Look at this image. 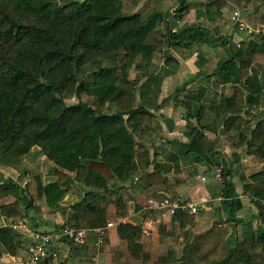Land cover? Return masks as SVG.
I'll return each mask as SVG.
<instances>
[{"label":"trees","instance_id":"obj_1","mask_svg":"<svg viewBox=\"0 0 264 264\" xmlns=\"http://www.w3.org/2000/svg\"><path fill=\"white\" fill-rule=\"evenodd\" d=\"M146 1L152 0H134L141 5ZM196 4L177 0L170 11L143 14L139 10L126 13L124 0H0V166L15 165L37 147L51 163L55 179L43 183L42 175L37 176L36 196H44L51 209L59 206L68 191L61 183L72 181L84 188L71 206V219L64 224L90 230L104 227L111 202L114 216L125 215L127 201L115 199L125 188L121 183L131 179V184L138 183L145 190L150 184L166 183L164 175L179 167L171 154L154 149L150 155L144 144L150 133L148 118L163 107L158 95L165 74L144 71L156 68L151 59L156 49L152 36L160 23L170 44L197 40L210 44L206 23L177 25ZM199 4L207 8L208 21L222 8L243 4H252L262 20L253 24L258 33L240 31L244 36L237 43L232 36L215 37L226 54L215 74L234 91L210 106L217 110L226 131L240 129L245 119L238 107H251L257 96H262L264 104V77L259 71V67L264 69V0H203ZM170 13L174 17L169 18ZM132 68L144 70L141 79L129 76ZM72 96L76 102L68 103L66 98ZM111 105L117 109L103 110ZM186 125L189 142L183 154L222 166L224 194L233 193L227 168L217 160L218 152L202 143L203 130ZM247 147H255L264 161V117L250 131ZM23 176L28 178V171ZM27 184L28 180L0 183V217L29 214L34 197ZM243 191L264 215V170L251 174ZM172 217L182 228L193 220V215L180 210ZM227 229L213 223L184 246L178 262L157 258L154 264L263 263L264 231L231 248L225 241ZM115 230L133 259H149L135 240V224L120 223ZM19 237L11 227H0V250L16 255Z\"/></svg>","mask_w":264,"mask_h":264},{"label":"crops","instance_id":"obj_2","mask_svg":"<svg viewBox=\"0 0 264 264\" xmlns=\"http://www.w3.org/2000/svg\"><path fill=\"white\" fill-rule=\"evenodd\" d=\"M196 10L198 9H191L187 16L189 17V14ZM213 15H216V18L212 20V24L209 22L206 26L210 44L202 43L197 40L193 41L191 44L177 45L176 48L178 51H174L175 47H172L173 44H170L165 37H163L162 42H159L160 49L164 50L165 57L161 62L152 61L157 66L162 67L165 71L161 80V88L158 95V100H163V107L158 111H153V114L154 116H158L156 118L160 123L156 125L157 127H161L163 135L158 141L153 140V142L149 143L148 141L150 140L151 134L144 140L146 147L150 146L155 148L159 145L162 151L171 153V158H175L179 165L180 162H183L182 160H184V158L189 157V159H192L195 169L198 172L195 174V177L199 179L196 184H192L190 181L189 184H187L188 182L186 183L185 181L187 176L185 175V170L182 169L184 166H179V168L173 169L171 172L164 175L167 177L166 183H155V185L150 184L145 191H149V193L154 196L156 193L164 195L173 193L179 198L196 200L198 203H203L202 205H209V208H207L209 215L207 217L203 215L198 216V213L191 214L193 215V222L183 229L180 226L178 219H173L172 216L174 214L168 215L157 212L154 215L155 217L151 215L146 218L140 217L139 223L131 220L128 221L137 226L135 240L141 243L144 250L149 253V259L147 260L134 259L136 264H143L144 262L149 260L152 261L160 257L170 258L173 262H178L182 256L184 246L188 242L190 243L196 234L205 231L213 223H218L219 226L228 228V234L225 241L231 248H234L245 238L250 240L256 239L259 233L264 231V215L260 214L257 207L251 201L250 195L243 191V184L249 179V176L253 173L264 170V162H249L252 153L258 155L257 149H252L247 152L250 153L249 155H240L243 146H247V141L250 135L248 134L246 136L244 133L245 129L249 128V132L252 130L257 120L264 117V109L259 107L256 111L248 106L238 107V113L245 119L244 124L240 129L232 128L229 131H226L221 119L218 117L217 110L210 106L211 104H216L222 96H231L234 91L231 84L221 83L219 75L215 74L219 63L226 57L224 47L218 45V41L215 37L221 35L231 37V25L228 26L229 28L226 32L219 31L218 27L216 28L218 13L214 12ZM170 17H174L173 14L170 13L169 18ZM190 22L192 21L190 20L188 23ZM164 32V29L160 28L158 33L161 36ZM237 34L235 36H237ZM232 39L235 41L236 37H232ZM213 43L216 45H213ZM191 49L193 50V53H188L187 51ZM217 49H220L221 51L219 52V56ZM156 50H158L157 47L155 51ZM165 58H167V61L169 60V62H165ZM260 76L262 78V74H260ZM180 87L184 90V95L187 96L184 103L182 102L184 106L182 104V106H180L179 103L170 102V99ZM243 94L244 98L247 92L244 91ZM259 97L260 96H257V99ZM184 108H189L188 112L186 109L184 110ZM196 108H198V112ZM186 112L188 113V118ZM151 122L153 121L148 118V125L150 127L149 132H153L152 128H154V125L152 126ZM186 122L195 129L203 130L205 139L202 140V143L205 146L211 145L213 152H218L217 160L227 168V173L229 174L226 176L230 179L233 185V193L224 194L221 182H219V188L214 189V184H207L208 180L204 177L205 175L202 176V170H209V172L214 173L216 164H211L209 161H196L190 153H188L187 156L183 154V147L189 142V127L186 125ZM172 147L178 148L179 153L177 151L176 154L172 153ZM153 151L154 150L152 149L150 155H152ZM236 154L239 155L238 161L235 160ZM23 157H25V155ZM173 162L175 163V161H172V163ZM19 169H14L12 166H0V176L4 179H8L7 176L11 175L9 172L11 170L14 174L19 176L21 171V169ZM25 179V182L29 180L28 178ZM54 179V175L51 177L47 176L42 178V182H50ZM137 180L142 181V177H138ZM35 183L33 185L34 188H36L37 184ZM121 184L126 187L124 188L126 191H130L132 188H138L137 184H131V179H128ZM62 185L66 187L68 191L66 196L59 202V207L56 209L47 207L41 197H35L36 199L33 201L32 206L34 208H39V210L32 212L30 209L29 211L32 212L33 215L28 211V218L30 217L29 220L23 218L29 227L34 230L51 232L60 224H64L61 222L65 219H68L66 222L71 219L73 213L71 206L81 197L79 196V198L71 201L72 195L69 190V186L71 185L70 181L68 183L64 182ZM74 185L77 187L75 183ZM69 199L71 202H69V205H66V201ZM211 203H214V205ZM181 212L187 213L184 211ZM19 217L21 216L19 215L16 218H5L4 216H1L0 227L11 224L17 219H20ZM120 217L122 216H118V218ZM133 217L139 218L138 215H134ZM156 223L157 225L159 223L163 225L166 224L167 227L165 228L167 229L165 232L167 238H164L161 243ZM146 227L150 230V234L148 235L143 232ZM188 229L189 231L191 230V233H189ZM13 230L20 234V237L17 240L20 243L17 253L16 255H9L1 249L0 264H25L23 261L26 257L25 251L27 245L30 242L29 235L22 228ZM17 241L15 244H19ZM62 242L67 245L64 256L61 257L59 264H131L132 260L130 261L129 259H133L125 248L124 241L118 237L114 227L108 231L102 246L96 245V236L90 229H88L87 239L83 244H69L67 241L55 239L52 243V249L55 251L56 255L49 256L39 264H44V261L45 264H49L52 258L57 257L58 251L63 244ZM112 250H114V252L115 250H119L123 254L119 256L117 263L115 260L113 263H110L111 260L108 257V252L112 253ZM262 261V264H264V254L262 255Z\"/></svg>","mask_w":264,"mask_h":264},{"label":"rangeland","instance_id":"obj_3","mask_svg":"<svg viewBox=\"0 0 264 264\" xmlns=\"http://www.w3.org/2000/svg\"><path fill=\"white\" fill-rule=\"evenodd\" d=\"M194 1L197 2L195 8L198 9V10H196L195 12L192 11V13L189 14V17L188 16L187 17H184V19H183L184 22H183V20L182 21H177V25L178 26L181 25L182 23L184 24L185 22H186V24H188V22L190 20L192 21V23L193 22H198V23L200 22V23L209 24V22H211V24H212V18H210L209 21L207 19V18H209V15H210V14L207 13V8L204 5L199 4V2H202L203 0H194ZM176 5H177V0H152L150 2L146 1V3L143 4V5L136 4L134 2V0H124V11L126 13H131L134 10H139L143 14H147L148 12H150L152 10L170 11V9L174 8ZM247 6H248V10H247V12L245 14H243V17L247 20V22H250L252 25L254 23H256L258 25L261 24L262 23V20L260 19L259 12L253 11L252 4H248ZM234 7L235 6H233L232 8L225 7V8H222L218 12L216 11V13H218V15H217L218 18L216 19V22H217L216 28L218 27L219 31L221 30V32H226L228 30V28H229L228 26L231 25V30L232 31L230 30V32L232 34V37H236V39H235L234 42L237 43L241 38H243L244 34L240 33V31L235 26L232 25V22H230ZM214 9H216V8H213V10ZM213 16H216V15H213ZM163 27H164L163 26V23H160L159 26L157 27L158 29H156L154 31L153 36H152V41L156 44V47H157L158 50L154 51V53L152 54V58L151 59L154 60V61H157V62H161L162 59L165 57L164 50L160 49V44H159V42H162L163 37H165V36H163L164 34H161V36H162L161 37L160 34L158 33L160 31V28L163 29ZM236 34H237V36H235ZM176 46L177 45H175V46L172 45V47H175L174 48V51L175 50L178 51V49L176 48ZM217 51H218V56H219V52H221V51H220V49H217ZM187 52L188 53H190V52L193 53V50L191 49V50H188ZM165 60H167V59L165 58ZM167 62H169V60ZM143 71L144 70H140L138 72H135L134 68H132V69L129 70L128 73H129V76L130 77L137 76L138 79H141L142 78V75H143L142 74ZM259 71L262 74V76L264 77V69L262 67L261 68L259 67ZM144 72H148V74L149 73H152V72H157V74L165 73L164 69L162 67L157 66V65H156V68L150 67V68H148ZM185 94H187V93H185ZM186 97L187 96L184 95V90L180 87V89L178 91H176L175 92V95L170 99V102H172V103H179V105L182 106L183 103H184V100L186 99ZM66 101L68 103L76 102V97L72 96L70 98H66ZM197 107H199V106H197ZM259 107L264 109V104H263L262 96H260L258 99H256V101L251 105V108H253L256 111H257V109H259ZM108 109L110 111H114L117 108L115 106H112L111 105L109 107H105L103 110L105 111V110H108ZM185 109L186 108H184V110ZM188 110H189V108L186 109L187 112H188ZM196 110H198V108H196ZM156 117H158V116H153L152 118H150L151 121H153V122H151V125L152 126L154 125V128H152V131L153 132H150L149 133V135L151 134L150 135L151 139L148 141L149 143L150 142H153V140L158 141V139H161L162 138L161 136L163 135V131H162L161 127H157V125H156V124L160 123V122H158V119ZM255 117H256V115H255ZM244 133L246 134V136L248 134H250L249 128L248 129H245ZM234 140H235V138H234ZM236 140H238V139H236ZM152 149L153 150L154 149H157L159 151L161 150L159 145H157V147H155V148L148 146V150H149L150 153L152 152ZM252 149L253 150H256L255 147L248 148L247 146H243V148L241 149L242 152L240 153V155H242V156L249 155L250 153H247V152L251 151ZM171 151L174 154H176V151L179 153L178 148H176V147H172L171 148ZM164 153L166 155H168L169 157H171L170 156L171 153H166V151ZM235 156H236L235 157L236 158L235 160L238 161L239 160V155L236 154ZM23 158H25V159H23ZM182 161L183 162H180V165L179 166H184L182 169L185 170V175L187 176L185 178L186 183L188 182L187 184H189V181L192 184H196V182L198 183V180L199 179H197V177H195V174L198 173V172L195 169V166H194V164L192 162V159H189V157H188V158H184V160H182ZM258 161L259 162H264L263 160H261L259 158V156L257 154L252 153L251 154V159L249 160V162H258ZM50 165H51V163H49L48 161H46L45 159H43V155H41V153L39 152V149L37 147H34L31 150L30 153H28L27 155H25V157H21L20 161H18L17 163H15V165L12 166L14 169H17V170L19 168L21 169V171L19 173V176H17L16 174H14V172L11 170V171H9L11 175L10 176H7L8 179H4L2 176H0V183L6 182L7 180H14L17 183L24 184L25 183V180H26L25 178L27 176H23V172L24 171H28V178H29V180H28V184H27L28 185L27 189L29 191L30 197L32 195L34 197V201H35V199H36L35 198L36 197V188H37V184L36 183L38 182L37 181V176L39 177L40 175H43V177H47V176L48 177H51L53 174H52V169H51V166ZM215 166H217V165H215ZM39 173H41V174H39ZM201 174H202V176L205 175L204 177H206V179L208 180L207 181V184L213 183L214 184V189L219 188V186H220V183L219 182H221L222 180L215 179V177L213 175L214 173L209 172V170L208 171L202 170ZM68 182H65V183H68ZM34 183L36 184V188H34V186H33ZM70 183H71V185L69 186V190H70V193L72 195V197H71L72 198L71 201H72V200H75L76 198H79V196L81 197L82 190H84V188H81L80 189V187H75V185H74V183L72 181H70ZM158 184H160V183H158ZM187 184H186V187H187ZM60 185L62 187H64L62 185V183ZM64 188H66V187H64ZM117 194L118 195L115 197V199L116 198H121V199H125L127 201V203H126V209H125V216H122L123 218L126 219L127 222L131 220V221H135V222H138L139 223L140 217L146 218L149 215L155 217L154 215L157 212H155V210L149 209L148 206L151 204V202H156V201H160V200L163 199V198H160L158 195H155V196L154 195H151L149 193V191L142 190L140 188V186H138V188H132L130 191H126V189L123 188V189L119 190L117 192ZM40 197H38V198H40ZM164 197L165 198H169L170 200H173V199H177L178 198L181 201H192V202L198 204V212H197L198 213L197 214L198 216L199 215H203V216H207L208 217V215H209V211L207 210V208H209V205H202L203 203L202 204L201 203H198L196 200L179 198L177 195H174L173 193L172 194H169V195H164ZM41 198L44 200V204H46V206L49 207L48 204L45 201V197L43 196ZM7 200H9V199L6 198V199H4L2 201L5 202ZM71 201H70V199L68 201H66V205H69V202H71ZM113 204H114V202H111L109 204V206H108L109 219L107 220V222L110 221V222L116 223L117 220H118V216H114V207H113ZM211 204L214 205V203H211ZM31 207H32V205H31ZM58 207H56V208H58ZM67 207H69V206H67ZM56 208H54V209H56ZM30 209L32 210V212L33 211L34 212L36 211L34 209V207H32ZM30 209H28L27 212ZM199 210H200V212H199ZM32 212L29 211V213L33 215ZM134 215H138L139 218L133 217ZM20 216L21 217H19V218H25L26 220H29V218H30V217L28 218V215H25V214L24 215L22 214ZM66 220H68V219H65L61 223H67ZM192 222H193V220H192ZM159 224H160V227H159ZM159 224L157 225V223H156V226H157V229L159 231L158 232V235H159V240H160V243H161V241L163 242V239L164 238H167V236L165 235V232L167 231V229H165V228H167V227H166V224L165 225H163L161 223H159ZM9 225L10 224H7L6 226H9ZM188 231H189V229H188ZM188 231H187V233H188ZM187 233H186V235H187ZM189 233H191V230L189 231ZM62 243L63 244H62V246L60 247V249L58 251V256L55 257V258H52V260H51V262L49 264H59L61 257L64 256V252H65V248H66V245L67 244H64V242H62ZM0 252H2V250H0ZM119 253H120V255H119ZM25 254H26V251H25ZM121 255H123V254L119 250H115V252H114V250H112V253L111 252H108V257L111 260L110 263H113L114 260L117 263L118 262V259H119V256H121ZM26 256H27V254H26ZM159 256H161V255H159ZM127 259H129V258H127ZM129 260L130 261L132 260L131 261V264H136L134 259H129ZM155 260L156 259H154L152 261L149 260L147 262H144L143 264H154V261ZM25 261H26V257H25V259H24L23 262H25Z\"/></svg>","mask_w":264,"mask_h":264},{"label":"built area","instance_id":"obj_4","mask_svg":"<svg viewBox=\"0 0 264 264\" xmlns=\"http://www.w3.org/2000/svg\"><path fill=\"white\" fill-rule=\"evenodd\" d=\"M247 10L248 7L245 4L235 6L231 16L232 24L235 25L239 31L246 30L247 32L258 33L259 30L255 28L250 22H247V20L243 17V14H245ZM222 173V166H216L214 168L215 179L222 180ZM148 208L155 210V212L168 215H173L178 210L187 212L189 214H196L198 212V204L192 201H181L178 198L173 200L164 198L160 201L151 202ZM126 222L127 221L125 218L120 217L116 223L109 221L104 227L92 229L96 236V245L102 246L108 231L118 224ZM9 227L16 230L22 228L29 235L30 242L26 248L27 256L25 264H38L49 256H55L56 253L52 249L53 240L65 239L74 243L83 244L87 239L88 232V229L77 228L68 224H61L51 232H43L29 227L23 218L12 222ZM143 232L146 235L150 234L148 227L144 228Z\"/></svg>","mask_w":264,"mask_h":264}]
</instances>
